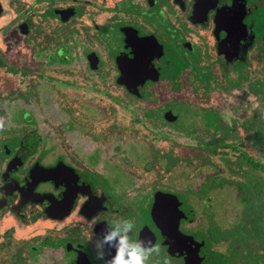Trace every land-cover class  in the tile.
<instances>
[{
    "label": "flooded vegetation",
    "instance_id": "flooded-vegetation-1",
    "mask_svg": "<svg viewBox=\"0 0 264 264\" xmlns=\"http://www.w3.org/2000/svg\"><path fill=\"white\" fill-rule=\"evenodd\" d=\"M0 79L11 89L0 100L22 112L26 101L25 115L42 120L0 142V264H101L105 224L117 219L157 249L145 264H264V226L223 227L212 211L219 191L193 186L199 173L174 151L229 148L239 167L263 165L243 148L262 133L248 141L238 131L255 128L257 110L241 119L232 101H212L241 82L240 97L264 86V0H0ZM165 96L204 113L188 124ZM62 113L68 121L50 131Z\"/></svg>",
    "mask_w": 264,
    "mask_h": 264
},
{
    "label": "rangeland",
    "instance_id": "rangeland-1",
    "mask_svg": "<svg viewBox=\"0 0 264 264\" xmlns=\"http://www.w3.org/2000/svg\"><path fill=\"white\" fill-rule=\"evenodd\" d=\"M262 18L263 17H260V20H262ZM258 24L259 22H257V25ZM259 27L260 25L257 26V29H259ZM4 53L7 56L8 52L5 51ZM14 54L15 55L13 56L14 58H12V61L15 62V64L17 63V65H20L16 59V52H14ZM178 81L179 79L177 78L171 80V82H178ZM262 81H264V79ZM211 85L214 86L213 92L214 93L217 92L218 82L215 83L211 82L208 86ZM195 86L197 87V82ZM253 86L256 89L259 88L264 90V86L261 87V84H257L253 82ZM174 88L180 89V86L178 84H174ZM246 88L247 85L244 82H241L239 86L236 87L235 90L233 91L231 90L229 92L230 96H227L226 98H220L219 100L218 99L216 100L214 98V101L212 102L219 105L222 104L223 106L222 108L228 109V108H232L230 104H228L229 101H232L233 107L234 106L237 107L236 110L237 114L240 113L241 111L246 112V114L242 116L241 119L245 118L248 114L254 113V110H257L256 116L259 117V120L256 122V124L261 125V123L264 122L263 121L264 104H262V101L259 98V96H261V93L257 90V91H253V93L246 94V96L240 97L241 93L246 91ZM8 91H11V89L8 86L7 80L0 79V96L1 95L3 96L4 93H7ZM191 91H193V89ZM193 95L195 96L196 99L202 101L201 98H199V93L195 91L193 92ZM194 96H192V98ZM113 100L115 102H118L121 99L113 98ZM13 101L16 102L15 100ZM164 101L166 102L167 106L172 108V111L174 113H176L177 115L180 114L181 120H187L188 124L190 122L196 121V118L199 117V114L202 115L204 113L201 110H200L201 112L198 111L199 109L203 108V105L200 106L195 105L194 104L195 100H190L188 98H183L179 96H177L175 100H169V97L167 98V96H165ZM9 102L11 103L12 100L5 97L2 100H0V108L2 110V112L0 111V139L12 135L13 133L18 134L19 132H21V134H23L24 130L22 131V128L24 127V125H28L27 130L32 129V126L34 125H40V126L42 125L41 124L42 120L40 119L39 115H37L34 111L33 112L31 111L32 115H25V113L26 114L30 113L29 108L26 107V101L24 102L19 101L18 104V106H23V108H26L23 110V112L20 110L21 109L20 107L11 106L12 104L11 105L8 104ZM64 102L65 105H63ZM68 102L70 101L65 99L58 100V104L59 106H61V108L68 107ZM62 114H58L57 116H54V120L51 119V125L54 127L53 128L50 127L51 128L50 131L52 132L55 131V127H56L55 124L57 123V121L58 122L68 121L66 120L65 114L64 113ZM155 114H159V111L155 112ZM31 116L34 123L30 121L31 118L30 120H28L29 117ZM44 120H46L45 117ZM124 124H127V122L124 121ZM240 128L241 129L238 130L239 135L243 137V139L250 141L256 138L257 135L254 132L256 127L254 128V126L252 127L251 125L245 128L244 127H240ZM45 129H47V127H45ZM197 136L202 137V134L198 133ZM207 137L208 134H206L205 138ZM247 137H251L252 139ZM191 143L192 145H195L197 141L192 140ZM261 143H263L264 145V141H262V139L259 142L256 141L254 144H251V142H249V144L251 145L243 146V148L247 150L248 154H251L253 157H255V159L258 162L264 165V148L260 146ZM162 144L164 145L163 147H166L165 142H163ZM217 149L219 150L218 153L208 152V149L206 148L200 149L205 151L204 153H200L196 146H194V148H189V149L175 148L174 151L180 158L185 159L186 157H189L188 158L189 160H187L186 162V166L190 169L191 172H197V174L199 173L198 174V176L200 177L199 181L194 180L193 178H191L190 180L193 186L196 185L200 186L201 182L205 181L204 187H209L213 184L215 185V190H213L212 193L216 194L219 191V194L216 195H221L222 201L219 203L220 204L219 206H218V202H216L215 205L212 206L213 207L212 211L215 210V212H213L215 219H217L218 221L221 220L223 221L222 224L223 227L229 228L236 223L238 227L240 222L241 223L240 228L246 226V229H249L250 233L260 232L261 230H258L257 224L252 223L251 226H249L248 225L249 221L246 220V218L244 219L243 217L245 215H248L256 211V209L250 210V206H254V205L258 206L259 204L260 207L262 208V212L258 213L259 216L256 217V223L260 225V228L261 226H264V203L260 204V200L264 199V173L261 170L252 167L250 164L248 165L242 164L241 167H239V163H233L232 161L235 159V156L238 153V151H233V149H229V148H220V149L217 148ZM231 163H233L237 168L239 167L238 169L239 172L235 171L234 173L229 175L227 171L230 170H225V167L231 166ZM114 168L116 169V171L118 170L121 173V170L119 169L117 164H115ZM214 173H219V174L213 175L216 176L213 180H209V178L213 176H207L205 179H203L205 175H209V174L212 175ZM117 176H119V174ZM237 191L239 196L236 199ZM245 191L251 194L252 196L251 199H249L248 203H244L243 201L245 197L244 196ZM209 201L211 202L215 201L214 195L211 194L209 196ZM197 212L199 217L202 216L204 220L209 219V215L211 214L210 210L207 209H203V212H199V208H198ZM237 230L239 234L243 233L241 232L239 227L237 228ZM29 264H31V261L29 262Z\"/></svg>",
    "mask_w": 264,
    "mask_h": 264
},
{
    "label": "clouds",
    "instance_id": "clouds-1",
    "mask_svg": "<svg viewBox=\"0 0 264 264\" xmlns=\"http://www.w3.org/2000/svg\"><path fill=\"white\" fill-rule=\"evenodd\" d=\"M133 223L128 219L114 220L105 224L101 240L107 243V248L95 256L101 264H145L149 252L157 249L146 244L139 238L131 239L130 232Z\"/></svg>",
    "mask_w": 264,
    "mask_h": 264
},
{
    "label": "trees",
    "instance_id": "trees-1",
    "mask_svg": "<svg viewBox=\"0 0 264 264\" xmlns=\"http://www.w3.org/2000/svg\"><path fill=\"white\" fill-rule=\"evenodd\" d=\"M258 89H256V88H254V90L253 91H257ZM258 91H261V90H258ZM259 98L261 99V101H262V104H264V96H262V94H261V96H259ZM246 123V122H245ZM261 127H259L258 125H256L255 127V130H254V132H259V134H261L262 136H264V123L262 124L261 123V125H260ZM221 129L222 130H224V129H226L228 126L227 125H225V124H222L221 126ZM263 127V128H262ZM1 141H5V138H3V139H1L0 140V142ZM252 165H254L255 167H261L262 169H263V171H264V166L262 165H258L257 163H255L254 161H253V163H252ZM244 199H243V201H244V203H248L249 202V199H251V195L247 192V193H245L244 194ZM252 201V200H251ZM250 201V202H251ZM264 201V199H261L260 200V204H262V203H264L263 202ZM251 209H256V211H254V212H252V213H250V214H248V215H245L243 218L245 219L246 218V220H248L250 223H255V224H257V226H258V230H259V225H258V223H256V217H258L259 216V212L262 210V208L260 207V205L258 204V206L257 205H254V206H250V210ZM258 211V212H257ZM262 212V211H261ZM246 213V212H245ZM261 214V213H260ZM239 222V221H238ZM240 222H239V225H238V227H239V229L240 230H243V231H247V229H246V226L245 227H241L240 228ZM262 239V238H261ZM263 239H264V236H263ZM263 246H264V244H262Z\"/></svg>",
    "mask_w": 264,
    "mask_h": 264
}]
</instances>
